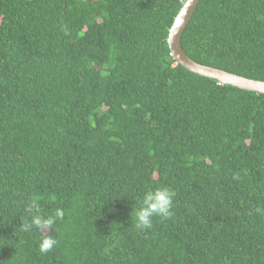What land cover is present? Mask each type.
Returning <instances> with one entry per match:
<instances>
[{"label": "trees", "instance_id": "trees-1", "mask_svg": "<svg viewBox=\"0 0 264 264\" xmlns=\"http://www.w3.org/2000/svg\"><path fill=\"white\" fill-rule=\"evenodd\" d=\"M183 2L0 0V264H264V93L176 62ZM181 45L264 80V0H200ZM32 198L63 218L24 231Z\"/></svg>", "mask_w": 264, "mask_h": 264}, {"label": "clouds", "instance_id": "clouds-1", "mask_svg": "<svg viewBox=\"0 0 264 264\" xmlns=\"http://www.w3.org/2000/svg\"><path fill=\"white\" fill-rule=\"evenodd\" d=\"M175 192L167 186H159L145 190L139 200L138 207L133 210L134 225L139 230L151 229L153 219L156 217L168 219L173 215V200ZM25 211L30 214L31 219L23 223L24 231H31L33 228L39 230L51 228L58 219H62L64 211L56 208L54 214L45 216L41 213V207L37 198H32L26 205ZM255 212L264 215V208L257 207ZM58 241L51 236H43L38 244L41 253L50 252Z\"/></svg>", "mask_w": 264, "mask_h": 264}, {"label": "water", "instance_id": "water-1", "mask_svg": "<svg viewBox=\"0 0 264 264\" xmlns=\"http://www.w3.org/2000/svg\"><path fill=\"white\" fill-rule=\"evenodd\" d=\"M200 0H184L166 37L171 55L177 63L198 75L209 77L222 84H229L245 90L264 93V80L248 78L221 68L202 64L192 59L181 45V35Z\"/></svg>", "mask_w": 264, "mask_h": 264}]
</instances>
